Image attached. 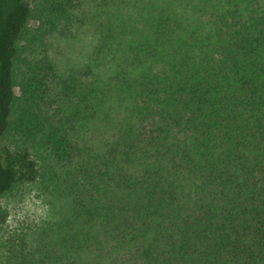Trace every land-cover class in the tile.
<instances>
[{
    "label": "trees",
    "instance_id": "obj_1",
    "mask_svg": "<svg viewBox=\"0 0 264 264\" xmlns=\"http://www.w3.org/2000/svg\"><path fill=\"white\" fill-rule=\"evenodd\" d=\"M38 179L49 264H264V0H0V199Z\"/></svg>",
    "mask_w": 264,
    "mask_h": 264
},
{
    "label": "rangeland",
    "instance_id": "obj_2",
    "mask_svg": "<svg viewBox=\"0 0 264 264\" xmlns=\"http://www.w3.org/2000/svg\"><path fill=\"white\" fill-rule=\"evenodd\" d=\"M90 48L89 39L77 33L56 40L50 56L57 75L84 63ZM15 92L18 95L17 88ZM72 210L69 198L53 192L52 184L45 189L38 179L16 185L0 199V263L14 264L31 253L35 262L43 258L49 264L58 250L55 243L62 234V222Z\"/></svg>",
    "mask_w": 264,
    "mask_h": 264
}]
</instances>
